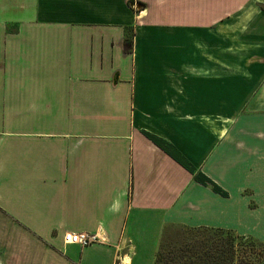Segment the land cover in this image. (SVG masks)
<instances>
[{
	"label": "crops",
	"instance_id": "0c3cea01",
	"mask_svg": "<svg viewBox=\"0 0 264 264\" xmlns=\"http://www.w3.org/2000/svg\"><path fill=\"white\" fill-rule=\"evenodd\" d=\"M168 227L264 240V0H0V264H152Z\"/></svg>",
	"mask_w": 264,
	"mask_h": 264
},
{
	"label": "trees",
	"instance_id": "16d2710c",
	"mask_svg": "<svg viewBox=\"0 0 264 264\" xmlns=\"http://www.w3.org/2000/svg\"><path fill=\"white\" fill-rule=\"evenodd\" d=\"M133 37L132 28H126L124 43L130 46ZM145 135L193 175L195 182L209 188L215 195L227 198L226 191L199 170L191 167L172 146L148 133ZM175 232L182 238L181 241L164 243L161 239L152 264H264V259L257 252L258 247H264V242L247 235H237L231 230L207 227H180L173 233Z\"/></svg>",
	"mask_w": 264,
	"mask_h": 264
},
{
	"label": "built area",
	"instance_id": "2783aa9c",
	"mask_svg": "<svg viewBox=\"0 0 264 264\" xmlns=\"http://www.w3.org/2000/svg\"><path fill=\"white\" fill-rule=\"evenodd\" d=\"M97 240L96 236L87 233H70L64 236L65 245H78L85 248Z\"/></svg>",
	"mask_w": 264,
	"mask_h": 264
},
{
	"label": "rangeland",
	"instance_id": "374dc122",
	"mask_svg": "<svg viewBox=\"0 0 264 264\" xmlns=\"http://www.w3.org/2000/svg\"><path fill=\"white\" fill-rule=\"evenodd\" d=\"M179 228L177 227H168L166 229H163L162 233H161V237H160V242H161V239L164 240V243L165 242H171V243H174V242H177V241H181L182 238H180L178 235H177V232L173 233L175 230H177ZM248 237V236H247ZM250 237V236H249ZM255 239V238H254ZM260 242H264V240H259V239H256ZM257 252L258 254H260L262 256V258L264 259V247H258L257 248Z\"/></svg>",
	"mask_w": 264,
	"mask_h": 264
}]
</instances>
